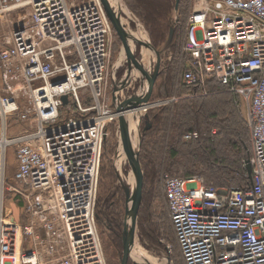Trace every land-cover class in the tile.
Returning a JSON list of instances; mask_svg holds the SVG:
<instances>
[{
    "label": "built area",
    "instance_id": "built-area-1",
    "mask_svg": "<svg viewBox=\"0 0 264 264\" xmlns=\"http://www.w3.org/2000/svg\"><path fill=\"white\" fill-rule=\"evenodd\" d=\"M191 2L184 82L200 89L189 96L212 80L244 101L252 175L240 187L166 173L174 234L184 264H264V0ZM25 7L32 25L0 50V264H108L97 212L108 128L174 98L117 110L127 97L118 85L109 95L115 30L100 0H0V18ZM10 119L24 126L13 136Z\"/></svg>",
    "mask_w": 264,
    "mask_h": 264
},
{
    "label": "trees",
    "instance_id": "trees-1",
    "mask_svg": "<svg viewBox=\"0 0 264 264\" xmlns=\"http://www.w3.org/2000/svg\"><path fill=\"white\" fill-rule=\"evenodd\" d=\"M126 1L129 8H131L142 20L149 32L151 41L154 46L158 48L160 44L164 43L167 39V32L170 30L171 15L175 9L176 0ZM191 3L190 0V7H186V5L180 7L181 14L178 25L183 26L186 18L185 34L183 37L182 31L181 33L178 32L177 35L175 33L177 40L176 42L173 40L174 43L172 44L174 59L173 62L170 63L171 68L168 69L166 76L160 78V83L158 82L159 84L157 85L163 97H179L182 95L186 97L164 107L150 110L143 119V128L148 121L151 123L150 128L144 133L140 151V161L145 171V185L143 202L138 213V227L139 235L143 242L158 243V237H160L162 232L167 234L169 238H171L172 233L174 234L172 222L171 225L168 224L170 212L163 188L164 175L166 173L184 178L197 177L205 184H213L216 186L247 187L250 185V177L247 168L242 163V158L240 157L242 153L244 156L250 158L252 153H250L251 151L245 142L247 140L249 128L245 127L240 119L238 108L241 99L239 96L229 92L224 86L212 80H208L207 94L187 96L195 90L198 92L200 91L199 88L188 86L183 78L184 71L189 61V56L186 54L184 46L187 41L188 19L192 9ZM217 88L224 89L228 92V96L225 97L227 101L222 103L216 100L215 103H209L207 101L208 95L212 94L213 89ZM215 97L217 96L215 95ZM219 111L224 112L227 119L222 120L220 118V113L218 114ZM212 127L220 128L218 136L217 134L209 135L212 133ZM188 132H199L200 135L197 138L187 141V143L184 140V135ZM218 137L222 139V142H219L221 145L220 149L216 148L215 145V140ZM195 144H200L203 147V151L197 149L191 150L190 152L197 157V160L194 158H190V160L187 161L178 159L179 149L182 147L189 148ZM148 148H150L152 152L149 151ZM248 158H246V160ZM203 163L208 166L210 170L209 176L212 180H205L203 176ZM221 163H223V165H221ZM179 172L184 175H178L177 173ZM111 177V172L107 171L106 178L110 180ZM104 181L105 179L101 178L99 185L105 192L106 183ZM149 182L151 185L150 188H148ZM229 182H232V184L229 185ZM160 186L163 188V195L168 208V213L165 212L163 214L164 220L161 224L150 219L151 212L148 211L149 208L145 207V203L153 195L152 188L155 187L156 190H159ZM103 202L106 214L108 215L109 225L113 230V232H109L110 236L108 237H111L110 239L112 242L110 241V244L112 248H114L115 256L118 257V252L123 248L122 240L119 237L123 227V211L121 212L119 209H123L125 198L123 195H120V197L114 195V197L108 199L107 196H105V198H99L98 195V214L99 211L103 209ZM106 245L108 248L110 247L109 244ZM107 256L108 264H117L113 253L111 254L113 257L112 259L109 254H107ZM128 264L136 263L129 260Z\"/></svg>",
    "mask_w": 264,
    "mask_h": 264
},
{
    "label": "rangeland",
    "instance_id": "rangeland-1",
    "mask_svg": "<svg viewBox=\"0 0 264 264\" xmlns=\"http://www.w3.org/2000/svg\"><path fill=\"white\" fill-rule=\"evenodd\" d=\"M68 1H72V0H68ZM76 1H78V0H76ZM82 1H89V0H80V2H82ZM117 2L123 6H125V4L127 5L126 0H118ZM180 2H181V4H180ZM183 5H186V7L187 6L190 7V0H179V8L177 10L175 8L172 12L170 30L172 27L175 29L174 34H173V38H172L171 44L168 45V40H169V36H170V30H169V32H167L166 41L164 43H161L160 46L157 48V50L160 51V57H161L160 72H159L157 79L154 82L153 88H152L151 93L147 99V102H144L143 104L154 103V102H157L159 100H165L167 98H174V99L167 104H157L156 106L150 108L147 112H144L141 115V135H142L141 148H142V143H143L144 133H145L143 131L144 128L142 127L143 126V119L146 117L147 113L152 109L164 107L166 105L172 104L173 102L180 101L183 97H186L184 95L179 96V97H177V96L176 97H163V95L160 94V91L157 88V85L160 83L159 82L160 78L162 76H166V74L168 73V69L171 68L170 63L173 62V59H174L173 45L172 44L174 43L173 40H175V42L177 40L175 33L177 35L178 32L181 33V31H182L183 37L185 34L184 29H185L186 18L184 17L185 20H184L183 26L178 25L180 14H181L180 13L181 12L180 7ZM191 6H192V3H191ZM127 7L129 8L128 5H127ZM175 7H176V4H175ZM129 9L133 13V15L138 19V21H135V18L130 13L124 12L122 9L121 10L117 9L120 11L122 20L125 19L122 22L125 25L127 31L129 33L133 34V36L140 37V35H141L142 37H147V35H149V32H148L146 26L144 25L142 20L139 18V16L137 14H135L131 10V8H129ZM10 13L11 14L8 17V19L7 18H3V19L0 18V50L2 48H4L5 46L10 45V43H8L6 40L8 39V37L10 35L13 34V31H19V30L22 31L25 28L32 25L31 10L29 7L21 8L19 10H16V11H13ZM182 18H183V16H182ZM177 19H178V21H177ZM140 26L143 29V33H141V34L138 31ZM149 37H150V35H149ZM174 37H175V39H174ZM17 39H19V41L21 42L19 37H17ZM150 39H151V37H150ZM46 44H47L46 42H43L42 45H46ZM129 46L132 49V51L135 53V59H136L135 63L128 61L127 52H126L124 42L122 41L120 36L116 33V31H114V36L112 39V56H111V61L109 64V69H108L109 83L111 85L109 88V95H112L115 87L118 85V88H122L125 96L127 98H129L134 92H136V90L138 89L139 85L141 84V81L143 78V75L141 73L142 71H140V69H138V67H136V63H137V65L138 64L143 65L144 70L150 69L153 65V56H152V53L148 47H146L144 44L133 43V42L129 43ZM146 50H149L148 54L146 53ZM131 71L136 73L137 77H138V80L135 81L132 86H130L129 83L125 82V80H124V76L127 74V72H131ZM207 93H208V90H207ZM227 93L228 92H226L224 89H220V88L213 89L212 94L208 95L207 101L209 103H212V102L215 103L216 100L217 101L219 100L220 102L223 103L224 101H227V99L225 98L226 96H228ZM199 95H203V94H199ZM215 95L217 97H215ZM187 96H189V94ZM238 110L240 112V117H241L240 119L243 122L244 126L249 128L247 121H246L247 107H246L243 100H241V102L239 103ZM219 113H220V118L222 120L227 119V116L225 115L224 112L219 111L218 114ZM221 119H219V120H221ZM11 120L12 119H10V122H11ZM14 123L15 122H13V123L11 122L9 124V133L12 136L16 135L18 131H20L24 128V126H22L20 124L14 125ZM211 130H212L211 131L212 133H210L209 135L217 134V136H218L220 133L219 127H212ZM213 130H215V133H213ZM205 131H207V130H205ZM248 131H249V133L247 134V140L245 142H246L249 150L251 151L250 153H252V145H251V141H250V128L248 129ZM138 135H139V133H138ZM139 138H140V136H139ZM237 140H238V137H237ZM215 141H216V144H215L216 148L220 149L221 145L219 144V142H222V139H219V137H218V138H216ZM185 142H187V141L185 140ZM120 144L122 146V149L120 147ZM199 145L200 144H195L194 146L189 147V148L182 147L181 149H179L178 159L183 160V161H187V160H190V158H194L195 160H197V157L195 155H192L190 152H191V150H197V149L203 151V147L201 145L200 146ZM138 147H139V139L135 145V149H137ZM121 150L123 152H125L124 147H123L120 123L118 122V123L111 124L109 126L108 135H107L105 142H104V150H103V156H102L100 179L101 178L105 179L104 182L106 183V189L104 192L102 187L99 185L98 195H99V198L100 197L105 198V196H107V198L110 199V198L114 197V195H116L118 197H120V195H123V197L125 198V205H124L123 209L122 210L119 209L121 212L123 211L122 212L123 213L122 214L123 227H122V232L119 236L120 238L123 235L125 215H126V194H125L122 183H127V182L125 180H123L122 174H127L128 172L132 171L131 160L129 159L127 154H126L127 157H126L125 161L122 163V166L119 168L118 158H119V152ZM148 150L151 151L150 148H148ZM240 157L242 158V163L245 165V160H246V158H248V156H244L241 153ZM203 160H204V155H203ZM140 163H141V161H140ZM221 165H223V163H221ZM141 168H142L143 178H142V201H141L140 206L142 205V202H143V192H144V185H145V171L143 169L142 163H141ZM15 171H16V150H15V147H10L7 150L8 185H10V183L15 185V183L12 181V178L15 176ZM107 171L111 172V174H112V177L110 178V180H108L106 178V172ZM120 172L122 174H120ZM177 174L178 175H184L183 173H180V172ZM209 175H210V170H209L208 166L204 165V163H203V176H204L205 180H208V181L212 180V178ZM228 184L231 185L232 182H229ZM150 187H151V185L149 182L148 188H150ZM162 189H163L162 186H160L159 190H156V188L153 187L152 188L153 195L145 203L146 204L145 207L149 208L148 211L151 212L150 219L153 220L154 222L159 223V224H161L164 220L163 214L165 212L168 213V208H167V204H166ZM6 195L8 197L7 204L8 205L10 204L12 206V209H14L15 213L20 214L22 212L21 209L18 207L16 201L12 200L13 193L7 192ZM102 204H103V206H102L103 209H101L99 211L98 215H99V226L101 228V233H102V238L104 241L106 256H107V254H109L111 259H112L113 257L111 256V254L113 253L117 264H122L123 248L120 250V252H118V257H116L115 252H114V248H112V246L110 244L112 242V240L110 239L111 237L110 238L108 237V236H110L109 232H113V230H112V227H110V225H109V221H108L109 219L107 218L108 215L106 214V211H105L104 202ZM139 209H140V207H139ZM168 220H169L168 224L171 225L170 217ZM158 238H159L158 243L141 241V238L139 235V227H138L136 241H135V248H134L135 257L136 256L138 257L140 254H143L146 256V254H144V251H145L150 256L157 258L158 261L152 262V263H141L140 262V263H136V264H184L180 249L178 247V244H177V241L175 238V235L172 233L171 238H169L167 236V234H164L162 232V234H160V237H158ZM106 244H109L110 247L108 248V246ZM168 245H171V250L167 249ZM107 258H108V256H107ZM131 261L134 262L132 259H131Z\"/></svg>",
    "mask_w": 264,
    "mask_h": 264
},
{
    "label": "water",
    "instance_id": "water-1",
    "mask_svg": "<svg viewBox=\"0 0 264 264\" xmlns=\"http://www.w3.org/2000/svg\"><path fill=\"white\" fill-rule=\"evenodd\" d=\"M103 7L105 8V11L114 27V30L116 33L120 36L122 41L124 42L127 57L129 62L136 61L135 59V53L132 51V49L129 46L130 42L133 43H140L144 44L146 47H148L152 53L153 56V65L150 69L144 70L143 65H137L138 69L142 71V81L139 85L136 92H134L129 98H126L122 103L117 105L118 111H126L130 109H136L140 107L144 102H147V99L151 93V90L153 88L154 82L157 79L159 72H160V66H161V57H160V51L157 50V48L154 46L153 42L151 41L149 35H147L146 38H141L137 36H133V34L129 33L125 27V25L122 22V17L120 14V11L117 9H126L128 13H130L134 18L135 21H138V19L133 15V13L130 11V9L125 6H121V4L118 3L116 6L113 3V0H100ZM176 10L179 8V0H176ZM178 21V19H177ZM176 21V22H177ZM175 29L172 27L170 30V36L168 40V45L171 44L173 34ZM65 80L64 76H60L54 80V83H61ZM64 101H67V97H63ZM115 102L119 100V96L114 97ZM135 120L138 119V127L137 131L139 133V147L135 149V147L130 142V136H131V129L129 126V122L126 118V116L122 115L120 117L119 123L121 128V135H122V141H123V147L125 150V153L131 160V167L134 174V184L133 186H130L127 183H122L123 188L126 194V215H125V222H124V231L123 235L121 237L123 242V252H122V264H127L129 260H133L135 263H152L154 262L151 258L140 254L138 257H135L134 254V248H135V241L137 236V229H138V213H139V207L142 201V168L140 163V150H141V142H142V135H141V117H139L137 114H135ZM151 124L147 122V125L144 127L143 131L145 132L147 129H149ZM247 171L250 175H252V165L250 161H247Z\"/></svg>",
    "mask_w": 264,
    "mask_h": 264
},
{
    "label": "bare ground",
    "instance_id": "bare-ground-1",
    "mask_svg": "<svg viewBox=\"0 0 264 264\" xmlns=\"http://www.w3.org/2000/svg\"><path fill=\"white\" fill-rule=\"evenodd\" d=\"M118 0H113V3L117 6L118 5ZM123 7V5H121ZM124 12H127L126 9H123ZM128 13V12H127ZM125 19H123L122 21H124ZM139 33H143V29L142 27L140 26L139 28ZM141 38H146V37H142L140 35ZM131 43V42H130ZM146 53L148 54L149 53V50H146ZM135 111H129L127 114H126V118L129 122V126H130V129H131V136H130V142L131 144L135 147L136 143L138 142V139H139V135H138V131H137V127H138V119L135 120ZM140 117V116H139ZM120 147L122 149V146L120 144ZM126 153L123 152L122 150L119 152V158H118V166L119 168L122 166V163L125 161L126 159ZM120 174H122L120 172ZM122 178L123 180H125L130 186H133L134 184V174L132 171L128 172L127 174H122ZM144 254H146L147 257L151 258L154 262L158 261L157 258L153 257V256H150L149 254H147L145 251H144Z\"/></svg>",
    "mask_w": 264,
    "mask_h": 264
},
{
    "label": "crops",
    "instance_id": "crops-1",
    "mask_svg": "<svg viewBox=\"0 0 264 264\" xmlns=\"http://www.w3.org/2000/svg\"><path fill=\"white\" fill-rule=\"evenodd\" d=\"M124 80H125V82L129 83V85H133L134 82L138 80V77H137V74L136 73H134L133 71H131V72H127V74L124 76Z\"/></svg>",
    "mask_w": 264,
    "mask_h": 264
}]
</instances>
